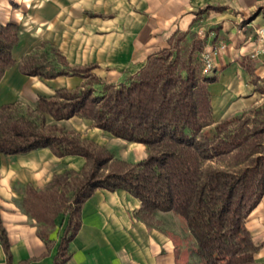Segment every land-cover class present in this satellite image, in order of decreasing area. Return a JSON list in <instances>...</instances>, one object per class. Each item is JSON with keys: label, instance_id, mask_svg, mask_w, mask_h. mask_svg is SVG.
Here are the masks:
<instances>
[{"label": "trees", "instance_id": "16d2710c", "mask_svg": "<svg viewBox=\"0 0 264 264\" xmlns=\"http://www.w3.org/2000/svg\"><path fill=\"white\" fill-rule=\"evenodd\" d=\"M20 26L0 21V80L16 61ZM206 39L176 32L169 45L151 54L141 70L120 82L93 72L97 64L71 65L44 41L22 57L27 75L54 78L79 75L75 88L40 95L34 107L20 102L0 106V152L17 154L49 147L57 156L80 155V171L55 174L42 189L25 187L23 206L39 223L38 234L51 249L50 234L60 215L67 223L53 264L70 257V242L82 225V206L97 189H126L142 202L140 215L174 211L194 238L198 262L180 264H264L261 245L247 226L264 195V109L252 108L215 122L203 71ZM78 116L130 142L147 146L139 161L116 157L106 146L74 129L51 122ZM0 240L12 262L0 219Z\"/></svg>", "mask_w": 264, "mask_h": 264}, {"label": "crops", "instance_id": "0c3cea01", "mask_svg": "<svg viewBox=\"0 0 264 264\" xmlns=\"http://www.w3.org/2000/svg\"><path fill=\"white\" fill-rule=\"evenodd\" d=\"M0 21L20 26V40L13 49L16 63L0 80V106L20 102L34 107L40 95L83 82L79 75L44 78L20 70L22 57L44 41L55 45L69 64H97L93 72L100 78L120 82L167 47L173 34L193 31L206 39L201 56L219 42L226 44L214 56L210 73L216 78L209 84L215 122L264 109V53L259 52L257 33L264 28V10L258 0H0ZM50 121L95 140L120 159L139 161L148 154L145 144L114 137L86 118ZM85 161L80 155L57 156L49 147L0 152V219L11 264L54 263L67 216L56 219L48 251L38 234L40 223L23 206L25 187L45 188L55 174L80 171ZM141 208L140 199L126 189H97L82 206V225L64 264L191 261L196 243L182 217L157 210L144 219ZM247 226L261 245L257 259L264 262V195L250 212ZM0 264H8L1 240Z\"/></svg>", "mask_w": 264, "mask_h": 264}, {"label": "built area", "instance_id": "2783aa9c", "mask_svg": "<svg viewBox=\"0 0 264 264\" xmlns=\"http://www.w3.org/2000/svg\"><path fill=\"white\" fill-rule=\"evenodd\" d=\"M262 9L264 10V0H258ZM258 38L262 43V47L259 50L260 53H264V28L258 29ZM226 47L224 42H219L214 45L213 49L210 51H204L202 53V61H203V71L205 73H211L214 69V56L218 53L219 50H222Z\"/></svg>", "mask_w": 264, "mask_h": 264}, {"label": "rangeland", "instance_id": "374dc122", "mask_svg": "<svg viewBox=\"0 0 264 264\" xmlns=\"http://www.w3.org/2000/svg\"><path fill=\"white\" fill-rule=\"evenodd\" d=\"M190 33H194L193 31H191ZM49 120H52L51 118H49ZM62 126V125H61ZM195 250V252L197 253V249H194ZM193 252V249H192V251H191V253ZM198 260H199V258H198V256L195 254V255H192V258H191V261L193 262V263H196V262H198ZM183 263H185V262H183Z\"/></svg>", "mask_w": 264, "mask_h": 264}]
</instances>
